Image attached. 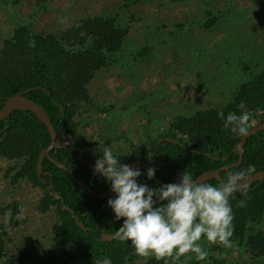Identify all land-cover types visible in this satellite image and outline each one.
<instances>
[{
  "label": "trees",
  "instance_id": "1",
  "mask_svg": "<svg viewBox=\"0 0 264 264\" xmlns=\"http://www.w3.org/2000/svg\"><path fill=\"white\" fill-rule=\"evenodd\" d=\"M174 1L180 0H168L170 3ZM211 1L213 0H202V8L206 9ZM205 12L210 14L209 10ZM117 20L112 16L90 15L75 19L67 28L47 32L34 31L29 22L27 25L19 24L9 37L2 40L0 46V107L6 97L25 91L26 97L45 109L62 139L69 134L73 137L80 136L75 140L76 146L80 148L85 145L93 154H102V150L95 151L97 141L82 135L79 123L74 118L78 114L79 106L90 99L87 86L91 79L97 71L116 62L114 54L120 50L127 37L128 28L121 26ZM199 20L210 31L215 18ZM223 37H227L226 43L229 42L231 32L223 31ZM223 37L215 41L209 35L200 39L196 45L205 49L210 43L224 44ZM151 51L152 46L143 45L132 53V57L144 58ZM241 103L244 105L243 109L239 107ZM218 110L225 115L230 112L239 115L242 111H247L250 121L248 128L263 119L264 70L237 82L225 104L198 109L189 115H176L168 127L173 132L170 138L178 140L179 144L150 140L147 147H131L130 160L151 152L156 161L163 162L153 167L155 175L151 180L147 179L146 174H141L137 182L146 183L149 187H159L162 184L178 182L183 171L188 172L194 179L204 171L235 163L238 152L234 147L241 134L222 127L223 121L217 116ZM50 142L51 137L44 124L30 111L15 110L5 121H0V158L9 162L3 177L9 180L12 187L25 180L40 188L42 195L36 203L37 210L44 213L53 208L56 215L52 227V242L45 252L32 257L31 247V250L23 249L9 255V227L18 225L20 206L16 200L1 206L2 263L25 264L31 259L30 264H96L97 260L108 257L112 264H134L136 254L130 242L115 238L100 240L102 230L114 234L122 219L114 220V214L107 205V200L113 197L95 198L72 180L67 170H71L76 178L83 180L97 192L110 188L99 174L94 175L89 167L79 161L76 152L69 147L50 150V157L64 164L66 169L57 167L44 157L41 170L46 174L41 175V178L37 176L38 154ZM125 157L118 158L121 160ZM249 165L255 169L251 174L264 170V129L246 139L240 163L228 170H221L220 177L224 180L229 172ZM42 178L45 183L41 181ZM203 183L218 185L219 181L210 179ZM49 185L50 190L59 195L58 199L50 194L47 189ZM242 199L243 206L240 204ZM159 203L161 202L157 206ZM229 203L233 214L231 244L243 245L254 256H263L264 230L259 229L258 225L264 212V179L246 187L243 194L239 191L233 193L229 197ZM63 205L73 210L86 229L77 225L68 210L61 209ZM2 218H6V221L3 222ZM215 248L221 251L227 247L217 243ZM142 264L196 263L181 255L176 260L171 257L156 259L149 256ZM211 264H222V261L213 259Z\"/></svg>",
  "mask_w": 264,
  "mask_h": 264
},
{
  "label": "rangeland",
  "instance_id": "2",
  "mask_svg": "<svg viewBox=\"0 0 264 264\" xmlns=\"http://www.w3.org/2000/svg\"><path fill=\"white\" fill-rule=\"evenodd\" d=\"M203 6L202 0H0V46L19 24L29 22L34 31L47 32L90 15L117 18L128 28L127 37L114 54L116 62L91 79L90 99L79 106L74 120L97 141L96 152L111 145L113 153L123 155L131 146L144 148L150 140L172 136L168 126L176 115L225 104L237 82L264 70V0H213ZM210 17L215 21L209 31L199 19ZM225 30L231 32L227 43ZM209 35L215 41L223 37L224 44L210 43L205 49L196 45ZM143 45L152 46L149 56L132 57ZM8 165L0 158V207L16 200L20 212L18 225L9 227L7 253L33 247L36 257L52 242L56 215L53 208L37 210L40 188L25 180L16 187L9 184L3 177ZM258 226L264 230V212ZM198 243L208 253L205 260L183 254L196 264H211L213 259L264 264V255L254 256L243 245L220 251L203 236ZM146 258L136 254L134 264Z\"/></svg>",
  "mask_w": 264,
  "mask_h": 264
},
{
  "label": "clouds",
  "instance_id": "3",
  "mask_svg": "<svg viewBox=\"0 0 264 264\" xmlns=\"http://www.w3.org/2000/svg\"><path fill=\"white\" fill-rule=\"evenodd\" d=\"M239 107L243 109V103ZM217 116L223 121V128L247 134L250 123L247 111L225 115L218 110ZM123 156L128 157L129 151ZM148 157L145 154L134 160L128 158L134 163L132 167L121 164L110 145L103 146L102 154L94 163L93 174H99L115 194L107 200L113 218L116 221L122 219L113 238L130 242L138 256L156 259L171 257L176 260L191 252L197 260H205L208 253L198 243L202 236L208 242L229 247L233 233L229 197L237 191L243 194L247 187L245 181L255 170L254 166L229 172L218 185L196 183L188 172L183 171L178 182L149 187L137 182L142 174L138 165L147 167ZM145 174L151 180L155 169L148 167ZM157 201L161 202L158 206ZM243 203L242 199L241 206ZM96 264H112V261L104 257Z\"/></svg>",
  "mask_w": 264,
  "mask_h": 264
},
{
  "label": "water",
  "instance_id": "4",
  "mask_svg": "<svg viewBox=\"0 0 264 264\" xmlns=\"http://www.w3.org/2000/svg\"><path fill=\"white\" fill-rule=\"evenodd\" d=\"M25 91L19 92L15 95L6 97L3 101L2 107L0 108V121L1 120H5L6 117L10 114L11 111L13 110H26V111H30L31 113H33L35 115V117L41 121L47 132L49 133L50 137H51V142L48 145V147L46 148H42L38 154V158L36 161V172H37V176L39 178H41V174H46L45 172H43L41 170V162L44 156L49 155L48 151L50 149H56L60 146H70L75 152H82L81 149H79L78 147H76L74 145L73 139L69 138V139H61V135L53 128L49 116L47 114V112L45 111V109L39 105L38 103H36L35 101L29 99L28 97H26L24 95ZM48 94V92H46ZM264 129V118L261 119L260 121L254 123L251 127L248 128L247 130V134L246 135H240L239 140L237 142V145L234 147V149L238 152V160L235 163H232L230 165H225L216 169H212V170H207L204 171L202 173H200L198 176H196L193 180L196 183H203L207 180L210 179H216L219 182L221 180H223L220 177V171L221 170H228L229 167L233 166V165H237L240 163L241 161V156H242V152H243V145L246 141V139L251 136L252 134L256 133L257 131H260ZM161 140H165V141H169L172 142L174 144H179L178 140L172 139L170 137H164L159 139ZM49 159L52 160V158L50 156H47ZM96 157V156H94ZM225 158V157H224ZM81 161H85V158H80ZM57 167L65 169V165L62 163H58L53 161ZM85 165H87L90 169L93 170L94 165L93 164H86V162H83ZM160 164H162L161 162H158ZM68 174L70 175V177L72 178V180H74L79 186L83 187L86 190V193L88 195H91L95 198H106V197H114L115 194L110 190V188L105 189L103 191L97 192L95 190H93L92 188H90L83 180L78 179L74 176L73 172L71 170H67ZM178 174L176 173V176ZM264 179V170H259L254 172L253 174H251L249 176V178L245 181L247 187H249L252 183L254 182H261ZM41 181L44 183L45 180L42 178ZM163 185V184H162ZM51 185L47 186V189H50ZM50 194L54 196L55 199L59 198V195L57 193H53L50 191ZM159 201H157L158 203ZM61 209L63 210H68L72 217L75 219L77 225L82 228V229H86L83 225V223L79 220L78 216L76 214H74L73 210H71L69 207L63 205L61 206ZM99 225V224H97ZM114 237V234H108L105 233L104 230H102V232L100 233V240L102 241H106V240H111Z\"/></svg>",
  "mask_w": 264,
  "mask_h": 264
},
{
  "label": "flooded vegetation",
  "instance_id": "5",
  "mask_svg": "<svg viewBox=\"0 0 264 264\" xmlns=\"http://www.w3.org/2000/svg\"><path fill=\"white\" fill-rule=\"evenodd\" d=\"M13 112V111H12ZM11 113V112H10ZM1 121H5V120H1ZM82 135L84 136V137H92L91 139H93V136H92V134H90L89 133V131L87 130V131H83L82 132ZM80 137V136H79ZM79 137L77 136V135H75L74 137L73 136H71L70 134L67 136V137H65V139H69V138H72L73 139V142L75 143V140H78L79 139ZM61 138H62V135H61ZM95 138V137H94ZM64 139V138H63ZM62 139V140H63ZM159 139H161V138H158V139H156V141L158 142V141H160ZM92 141H94V140H92ZM156 143V142H155ZM50 144V143H49ZM75 145V144H74ZM76 146V145H75ZM48 147V146H47ZM60 147H69L71 150H73L70 146H67V145H65V146H60ZM76 147H78V146H76ZM79 148V147H78ZM79 149H81L82 150V152L80 153V152H76L78 155H77V158L79 159V161L81 162V163H83V162H86V164L88 163V164H93L94 165V163H95V161H96V159H98L99 158V156H97V155H95V154H93L92 152H90V150H88L86 147H85V145L84 146H80V148ZM50 150H52V149H50ZM49 150V151H50ZM49 151H48V154H49ZM74 151V150H73ZM75 152V151H74ZM114 155H117L118 157L119 156H123L122 155V153H113ZM47 156H50V155H46V156H44V157H47ZM94 156H96V157H94ZM146 156L148 157L147 159H148V165H147V167L146 166H143V167H141V165H138V167L140 168V170H141V173L142 174H144L145 175V170L148 168V167H154V166H156V165H158L159 163H158V161H156L153 157H152V153L151 152H147L146 153ZM43 157V158H44ZM85 158V161H81L80 160V158ZM48 158V157H47ZM52 158V157H51ZM129 156L128 157H125V158H123V159H121V160H119V163H124V164H128V165H130L131 167H132V165L134 164L133 162H131V161H129ZM49 159V158H48ZM87 159H89L90 161H88ZM50 161H55V160H53V158H52V160L51 159H49ZM55 162H57V161H55ZM54 163V162H53ZM59 163V162H58ZM163 163V162H162ZM55 164V163H54ZM84 164V163H83ZM56 165V164H55ZM57 166V165H56ZM87 166V165H86ZM88 167V166H87ZM137 167V166H136ZM66 169V168H65ZM90 170H92V169H90ZM93 171V170H92ZM41 175H43V174H41ZM45 183V182H44ZM51 189V188H50ZM50 189H48V190H50ZM51 191V190H50ZM49 191V192H50ZM52 192V191H51Z\"/></svg>",
  "mask_w": 264,
  "mask_h": 264
}]
</instances>
